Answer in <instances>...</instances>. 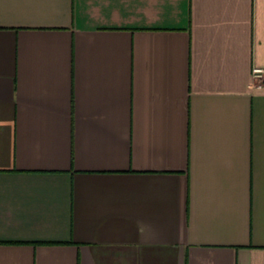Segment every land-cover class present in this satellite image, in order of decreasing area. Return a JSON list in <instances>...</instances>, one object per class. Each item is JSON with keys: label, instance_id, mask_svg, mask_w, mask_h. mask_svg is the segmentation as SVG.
I'll return each mask as SVG.
<instances>
[{"label": "crops", "instance_id": "crops-1", "mask_svg": "<svg viewBox=\"0 0 264 264\" xmlns=\"http://www.w3.org/2000/svg\"><path fill=\"white\" fill-rule=\"evenodd\" d=\"M264 0H0V264H264Z\"/></svg>", "mask_w": 264, "mask_h": 264}, {"label": "built area", "instance_id": "built-area-1", "mask_svg": "<svg viewBox=\"0 0 264 264\" xmlns=\"http://www.w3.org/2000/svg\"><path fill=\"white\" fill-rule=\"evenodd\" d=\"M253 75H254L255 79L262 81V79L264 78V70L263 69H254Z\"/></svg>", "mask_w": 264, "mask_h": 264}]
</instances>
